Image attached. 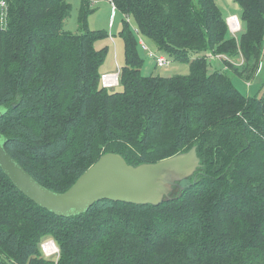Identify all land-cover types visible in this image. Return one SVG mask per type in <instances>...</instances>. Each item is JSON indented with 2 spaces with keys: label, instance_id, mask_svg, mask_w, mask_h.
<instances>
[{
  "label": "trees",
  "instance_id": "obj_1",
  "mask_svg": "<svg viewBox=\"0 0 264 264\" xmlns=\"http://www.w3.org/2000/svg\"><path fill=\"white\" fill-rule=\"evenodd\" d=\"M4 1L0 137L37 181L64 192L108 152L138 165L196 145L201 167L158 206L103 199L61 216L0 166V264H264V85L246 96L232 76L260 68L264 0H233L237 36L217 0H114L138 28L124 19L121 90L102 84L106 49L85 4L75 34L64 29L68 0ZM139 36L190 62V74L143 75ZM209 53L229 69L210 72ZM49 239L59 255H44Z\"/></svg>",
  "mask_w": 264,
  "mask_h": 264
},
{
  "label": "water",
  "instance_id": "obj_2",
  "mask_svg": "<svg viewBox=\"0 0 264 264\" xmlns=\"http://www.w3.org/2000/svg\"><path fill=\"white\" fill-rule=\"evenodd\" d=\"M0 166L16 187L36 204L57 215L70 216L85 212L103 199L158 206L171 198L174 187L185 188L180 183L195 175L201 167V158L196 145L157 162L138 165L129 164L120 153L108 152L68 190L55 192L17 162L0 137Z\"/></svg>",
  "mask_w": 264,
  "mask_h": 264
},
{
  "label": "rangeland",
  "instance_id": "obj_3",
  "mask_svg": "<svg viewBox=\"0 0 264 264\" xmlns=\"http://www.w3.org/2000/svg\"><path fill=\"white\" fill-rule=\"evenodd\" d=\"M4 0H0L1 2ZM72 5L70 16L66 19L64 29L75 34L82 32L79 22V16L82 6L85 4L88 7V26L89 29L97 31L101 36L95 40L97 49H106L105 58L100 65V73L114 74L120 71L125 64V41L120 32L124 27V19L126 17L118 9L114 11L110 0H68ZM221 7L224 16L237 14L241 17V9L233 0H217ZM127 20V19H126ZM111 22L113 25H111ZM130 30L136 33L138 29L133 18L129 21ZM239 35V33H238ZM142 38L147 47L155 53H159L169 57L172 63L168 66L159 67L156 61L149 57L141 45L138 46V51L141 58L144 60L142 66V74L145 76L160 75V76H175V75H189L191 66L190 62L184 60H176L168 54L160 51L154 41L151 39L139 36ZM209 71L225 70V62L216 57H208ZM237 61V60H236ZM241 65L240 59L236 64ZM229 69V68H228ZM230 75L232 72L227 71ZM235 86L246 96L255 97L262 94V87L264 85V53L261 59V65L254 78L246 80V78L232 75ZM235 76V77H234ZM117 87V86H116ZM121 86L116 90H121Z\"/></svg>",
  "mask_w": 264,
  "mask_h": 264
},
{
  "label": "built area",
  "instance_id": "obj_4",
  "mask_svg": "<svg viewBox=\"0 0 264 264\" xmlns=\"http://www.w3.org/2000/svg\"><path fill=\"white\" fill-rule=\"evenodd\" d=\"M110 2L113 5L114 11L117 10L116 4L114 0H110ZM1 12V19L4 21L7 16V4L5 1H2L0 4ZM130 16H126L127 21H130ZM227 23L229 25V29L231 33L235 36L242 30V20L237 14H231L227 16ZM111 25L112 22H111ZM138 32V29L136 30ZM140 45L143 47V49L146 51L149 57L153 58L156 61V64L159 67L168 66L172 63V61L169 59V57L155 53L152 50H150L147 45L145 44L144 40L142 38L139 39ZM216 57L218 59H222V56L216 55L213 56L212 54H207V57ZM243 60H241V63ZM119 71L114 74H104L102 75V84L104 87L112 88L119 85ZM42 251L46 257H51L55 255H59V248L56 244V242L53 239H49L42 243Z\"/></svg>",
  "mask_w": 264,
  "mask_h": 264
}]
</instances>
